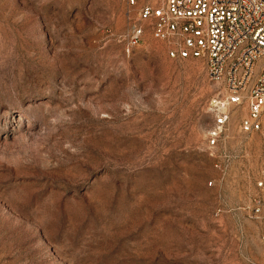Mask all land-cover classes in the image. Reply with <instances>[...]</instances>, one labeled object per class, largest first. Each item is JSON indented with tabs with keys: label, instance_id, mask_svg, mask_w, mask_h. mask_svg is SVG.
Masks as SVG:
<instances>
[{
	"label": "rangeland",
	"instance_id": "obj_1",
	"mask_svg": "<svg viewBox=\"0 0 264 264\" xmlns=\"http://www.w3.org/2000/svg\"><path fill=\"white\" fill-rule=\"evenodd\" d=\"M136 7L0 0V264H264L247 104L210 145L218 84Z\"/></svg>",
	"mask_w": 264,
	"mask_h": 264
},
{
	"label": "built area",
	"instance_id": "obj_2",
	"mask_svg": "<svg viewBox=\"0 0 264 264\" xmlns=\"http://www.w3.org/2000/svg\"><path fill=\"white\" fill-rule=\"evenodd\" d=\"M137 6L125 37L138 43L148 30L166 44L170 57L201 58L218 84L208 143L215 144L228 119L230 104L246 102L244 132L258 131L264 148V0H127ZM252 216L264 218V166ZM264 243V234L261 237Z\"/></svg>",
	"mask_w": 264,
	"mask_h": 264
}]
</instances>
